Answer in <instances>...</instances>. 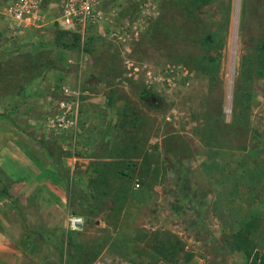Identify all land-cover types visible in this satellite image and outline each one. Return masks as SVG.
Wrapping results in <instances>:
<instances>
[{"label":"rangeland","instance_id":"374dc122","mask_svg":"<svg viewBox=\"0 0 264 264\" xmlns=\"http://www.w3.org/2000/svg\"><path fill=\"white\" fill-rule=\"evenodd\" d=\"M3 3L4 218L11 198L38 201L42 170L82 241L68 242L74 264H250L233 244L246 225L264 251V0H188L202 29L167 0H99L75 34L42 0L40 21L11 37ZM61 102L65 129L51 122Z\"/></svg>","mask_w":264,"mask_h":264},{"label":"crops","instance_id":"0c3cea01","mask_svg":"<svg viewBox=\"0 0 264 264\" xmlns=\"http://www.w3.org/2000/svg\"><path fill=\"white\" fill-rule=\"evenodd\" d=\"M70 172L82 174L83 166L71 165L76 158H63ZM92 159V158H91ZM42 161H47L44 157ZM53 164V162H52ZM51 167V166H50ZM53 169V165H52ZM41 170V169H40ZM79 171V172H76ZM41 180L34 188L38 201L32 205L27 202L21 204L17 198H11L6 207L8 217L0 213V264H74L68 258L67 216L68 205L63 202L62 188L54 186L45 179L41 170ZM20 194H28L26 187H19ZM12 193V192H11ZM57 196L59 198H57ZM4 203L3 206L4 207ZM34 207L35 218L33 224L28 221L30 207ZM1 211L3 208H0ZM31 221V219L29 218ZM70 243L79 244L82 249V241L72 234ZM74 251L73 248L70 249ZM96 254H108L106 248L97 250Z\"/></svg>","mask_w":264,"mask_h":264},{"label":"built area","instance_id":"2783aa9c","mask_svg":"<svg viewBox=\"0 0 264 264\" xmlns=\"http://www.w3.org/2000/svg\"><path fill=\"white\" fill-rule=\"evenodd\" d=\"M59 13L56 17L57 24L65 30L72 32H84L87 26L94 22L100 14L98 11L99 0H56ZM42 0H4L1 14L9 23L7 37L19 34L31 24L41 19ZM67 90H65L66 92ZM77 95V92H73ZM62 113L51 119L53 126L65 129L73 125L74 120L70 116L71 106L67 102H61ZM138 184H136L137 186ZM80 218L75 216L68 218L71 228H75ZM92 264H105L102 260H95Z\"/></svg>","mask_w":264,"mask_h":264},{"label":"trees","instance_id":"16d2710c","mask_svg":"<svg viewBox=\"0 0 264 264\" xmlns=\"http://www.w3.org/2000/svg\"><path fill=\"white\" fill-rule=\"evenodd\" d=\"M168 3L173 5L182 15H188V17L193 20L197 25H199L200 29L203 28V26L200 24L198 20H196L195 16L190 14L186 8V3L188 0H167ZM75 34V32H74ZM78 35V34H77ZM205 39H210L211 34L206 33ZM76 42L78 41V37L75 38ZM262 63L264 64V60H262ZM252 228L251 225L243 226L238 232L236 233L233 244L234 247L237 250L242 251L248 259L251 260L250 264H264V251L254 252L253 250V244H252Z\"/></svg>","mask_w":264,"mask_h":264}]
</instances>
